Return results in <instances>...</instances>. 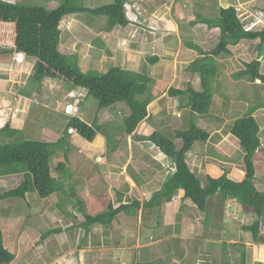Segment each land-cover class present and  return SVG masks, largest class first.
<instances>
[{"label": "rangeland", "instance_id": "obj_1", "mask_svg": "<svg viewBox=\"0 0 264 264\" xmlns=\"http://www.w3.org/2000/svg\"><path fill=\"white\" fill-rule=\"evenodd\" d=\"M11 1L20 2L22 0ZM25 1L31 4L45 5L47 8L53 9L59 0ZM112 1L113 0H83L82 2L84 6L96 8L111 3ZM169 1H172V3L178 7L179 11L176 13L181 14V16L179 21L176 22V18L174 17L176 13L174 16L172 15L175 28L172 29L168 24L169 27L166 26L164 29L163 25H161L157 34L153 35L155 36L153 41L150 39L152 35L148 34L146 31L142 32L140 28L137 29L136 27L133 29H136L137 33H132L129 38H127L126 32L130 29L129 25L120 30L116 29L111 32H105L106 18H93L86 14H81L70 16L67 18V21L65 19L62 21L60 50L66 53H76L79 57L78 63L82 71L92 69L103 73L107 69L119 65L124 69L145 73L147 76L154 79L163 78L162 80L164 81L161 82L163 86H166L165 81L167 85L174 81V86H183L184 89H186L185 83L189 81L190 85L196 88L199 79L197 78V81L192 78L189 79V72L187 71L188 62L192 59L191 56L195 54V51L189 48L186 43L189 42L188 40H193V42L200 43L202 47L208 48L205 46L209 44V40L204 41L205 36L201 29L205 28L204 24L194 28V33H188L192 31V27L188 25V22L192 20V18L187 17L186 14L182 16V13H186V8L184 6L182 7V4L185 2L186 5L193 6V9H195L194 19H197L198 16L214 18L217 17L220 8L218 6V0H143L141 14L145 16L147 12L150 14L158 12L157 15L160 17L159 20L163 17L161 21L164 22L163 11L167 7L166 3L169 4ZM228 4H231V6L233 5V7L235 6L240 16H246L256 10L264 13V0H229ZM161 5L162 7L159 8ZM169 19H171V17ZM159 20L156 21V19L152 17L151 21L152 24L156 26ZM218 37L219 31L217 35H213L209 38H211L210 40L215 39L213 42L216 43ZM96 39H100L104 43L103 47L98 48L102 50V52L97 60L89 53V49L90 52H93V47H99L98 44L95 45V43H93ZM7 40L8 39H6V42ZM93 44L96 47L93 46ZM255 44L256 41H241L240 45L232 49L229 47L234 56L229 57L230 55L221 53L220 56L216 58L217 71L214 77V83H212L211 105L208 114L198 118L200 126L209 133L210 137L206 142H196L193 145L192 152H190L187 157V162L189 166L197 169L195 172L201 181L205 179L207 174L205 166L202 164L205 158L209 159L212 157L211 160H213L217 166L221 167L222 171L226 169L230 175L231 173L236 174V169L242 170L241 162L244 153L239 147L238 141L231 135L230 127L236 117H240L242 114L249 112L251 108H256L258 110L253 113V116L259 125L258 135L261 140V147L256 151L253 157L255 163L254 185L258 191L264 192V105H262L264 104V84L259 83L257 80L252 83L245 76L238 79L232 77L234 73L242 69V61L249 62L257 55ZM7 47L13 49L12 45L7 46L4 45V42L0 41V52ZM94 53L97 54L98 52ZM152 56H159V61L155 64H150L147 59ZM1 59L3 58H0V62H2ZM160 59H162L161 62ZM259 60L261 64L260 73L264 75V56ZM33 62V58L14 52L12 63H14V65L23 64L22 66L25 68H23V70L20 69V67L19 69H15L16 66L13 65V70H15L13 76L8 75L12 72V69H7L6 67L1 68L0 65V72L3 73V76L0 73V77H6L7 75L6 78H8L0 80V95L2 93L3 95H7L8 98L13 95L17 96L18 91L21 90L20 87L26 85L30 76L33 74ZM170 70H172V72H170ZM4 72H8V74ZM184 74L186 76H184ZM149 87L153 89L156 85L150 84ZM159 93L163 92L159 90ZM81 94H83V91L78 89H76V91L71 90V87L68 84H64V82L51 79L44 80L39 90L34 93L35 97L33 99L29 98L25 105L26 113L23 118L24 124H19V128L21 129H18L20 130L19 133L22 139L42 141L63 139V127L68 117L76 115ZM161 95L163 96V94ZM239 95L243 97V100L239 99ZM164 96L167 97L161 98L158 102L159 109L153 118H151L152 120L143 121L137 127L138 133H136V129V132L132 135H125L121 130L123 118L129 112L125 104L122 103L123 105L112 107L109 111V108L98 110L96 101L92 97L82 101L80 105L82 112L79 116L83 120L91 123L97 118L99 122L103 123V134L98 133L99 137L96 136L92 142H87L77 134L70 132L68 138L69 143L67 144L69 149V162L67 163V167L69 171L71 170L72 178L70 181L72 182L68 185L67 183L62 185L58 195L53 193L48 198L41 199L34 193H28L24 199L7 198L0 200V225H3L6 229V238L8 237V239H6L7 244H9L8 241L12 243L18 238L19 240L20 238L27 237L31 239L35 237L40 238V236L51 227H58V225H60V227L69 226L70 223L66 221L68 217L62 216V214H65V211L68 212L73 210L78 214L75 222H82L83 217L76 210L78 201H81L85 205L86 211L95 214L104 211L109 203L116 207L120 200L118 197L120 194L123 202L127 204L134 199L138 200L140 203L148 200L152 193L161 187L172 168L170 167V160L167 156L162 154L158 148L151 146L145 140L137 141L135 137L141 134H147L152 124V130L156 129V124L158 122V127H161V131L165 132L166 130H170L169 133L164 134L166 137L171 138L173 135L171 130L179 128L184 131V129H186V120L189 115L186 104L183 103L184 105H182L181 102L182 97L185 99L183 94L179 96L180 98L178 99H173L166 93ZM218 97L225 101L223 105H220L222 100ZM0 98L3 97L0 96ZM22 99L24 100V98ZM173 100L175 101L174 103ZM232 100L239 101L238 103L230 104ZM245 100L247 103H244ZM176 102L178 103L176 104ZM70 105H72L71 108L69 107ZM17 106V104L16 107L0 106V117L3 118L0 119V128L5 124L6 115L10 116L11 114L17 115L16 118L20 117L23 108L19 109ZM22 106L24 105L22 104ZM225 107L227 110H225ZM9 116H7V118ZM23 119L21 118V120ZM39 125H41V130L37 129ZM145 125H148L147 128H149L146 129ZM105 134L110 137V144L106 142ZM100 136L102 139H100ZM173 141H176V144L180 146V140L173 139ZM113 146L115 147L114 150L112 149ZM214 150H216V152ZM217 159L220 160V164H217ZM58 161H62L61 156L52 157L50 162L51 174L57 178L58 174L55 167ZM158 165H160V167ZM132 174H136L135 176L139 177V180L143 183L142 186L134 184L131 178ZM20 180L21 175L0 177V193L15 188ZM126 186L128 187L127 189ZM145 188L148 190L147 194L143 192ZM71 189L74 191L73 196L70 193ZM59 195L62 197V203H58V206L63 208L60 209L55 207L50 211L54 206L53 204L58 201ZM185 202L187 205L185 207L181 202L178 203L177 217L173 215V218L176 217L178 219L180 217L179 211L182 210L183 207V210L186 209V211L192 209L190 201L186 200ZM231 203L232 207L230 208L232 213L230 217H227L226 214L229 215L230 211L222 210V208L225 207V202H221L217 194L207 199L206 211H204L207 217L204 220V224L201 225L202 232H206L205 238H209L211 235V239H216L221 234L218 232L220 231L219 228H221L219 223L223 224L221 222V214L223 213V221L225 223L234 224L233 231H231L232 238L237 242L240 241L249 246L246 252L244 248L240 251L241 253H246L248 264H264L260 263V258H264L261 254L264 247L260 248L256 246L258 248L256 251L254 247V245L257 244L263 245L264 242L253 243L250 233L242 230V226L250 225L257 219L260 221L259 233L264 236V216L263 218H258L253 213L251 214L253 216L248 214L241 215L239 214V204L237 205L238 211L235 212V204H237V202L232 201ZM53 211L56 214H53ZM164 211L165 207L154 209L141 208L137 211V215L135 216H129L124 213L119 214L121 223L115 222L118 216L115 218L114 223L118 224L119 229L122 231L128 229L127 234H130L128 237L130 243L129 245H127V242L124 243L122 246L123 250H121L119 256L116 254L117 250H115L114 246H105L102 241L104 239L111 242L115 241V239L117 240L115 236L116 232L112 229L111 225L107 227H101L100 225L92 226L87 235L88 249L80 251L76 250V248L77 245L81 243L83 230L78 228L73 232L70 231V233L72 232L71 234H73L72 237L75 238L73 239V249L70 252L67 251V255L59 258L62 260L61 264H66V261L69 260L70 262L72 261L73 264H77V262L80 264H112V262H115V264H135V260L138 261V263L145 262L148 260L146 251H141L140 249L144 248L145 244L157 242L155 240L158 238L151 239L154 237V227H157L159 222H161L162 228L164 219V231H161V228L158 226L156 230L157 233L161 231L166 234L167 231H171V229L174 228L172 224L169 225L168 223L172 220L170 218V213L166 212V214L163 215ZM183 213L185 212L183 211ZM235 221L237 224L234 223ZM20 228H23L24 232L20 231ZM175 231L176 233L178 232V227L175 228ZM49 238L50 237H47L46 242ZM133 239L135 240L134 243H132ZM68 240L65 236V243L69 244ZM161 242L162 241H158L151 245L153 249L152 252H154L155 249H158L157 252L161 251ZM35 243L34 249L32 250L33 253L35 252L36 258L37 256L41 258L42 254H44L43 256L46 258L51 255L48 250L49 247L52 246V243L46 246L45 252L42 254L38 252V249L41 247L36 248ZM16 246L17 244L14 246V250ZM172 246H175L174 243ZM238 247L242 248V245L234 246V249ZM230 251L228 250V253H232ZM214 252L218 253L219 250L216 249ZM236 253L237 252L228 256V262H237L239 255ZM149 254L153 255L151 252H148V255ZM45 257L43 258L46 260ZM155 257L156 255L152 256V258ZM96 258L100 259L95 261ZM168 261L171 262L170 260ZM183 262L184 264H193V260L191 261L189 258ZM17 263H21V261L18 260Z\"/></svg>", "mask_w": 264, "mask_h": 264}, {"label": "trees", "instance_id": "obj_2", "mask_svg": "<svg viewBox=\"0 0 264 264\" xmlns=\"http://www.w3.org/2000/svg\"><path fill=\"white\" fill-rule=\"evenodd\" d=\"M82 1L59 0L53 9H49L45 5L31 4L25 0L13 4L0 0V41L12 45V51L23 53L34 59L33 74L28 83L19 90V94L33 99L34 93L39 90L45 79L64 82L71 87V90L83 91L77 106L78 114L68 117L65 122L63 139L55 141L24 140L19 133L20 130L12 128L8 122L0 128V177L21 175V180L15 188L0 193V200L24 199L28 193H34L37 197L46 199L53 193L58 195L62 185L72 182L70 181L72 173L67 167L69 162L67 144L70 132L77 134L87 142H92L98 133H102L103 129V126L97 123V119L88 123L79 116L82 112L81 102L87 98L92 97L96 101L98 110L115 107L119 103L125 104L129 111L122 121L121 130L125 135L134 134L139 124L145 119L151 118L147 107L154 100V95L149 87L150 84L155 83L153 78L145 73L124 69L119 65L113 66L103 73L92 69L82 71L76 53H66L60 50L62 21L67 16L86 14L93 18H106L105 32L123 29L128 24L124 6L132 0H113L111 3L96 8L84 6ZM190 24H204L209 29L218 28L219 40L215 47L207 52L198 46L187 45L199 54V57L189 62L187 71L198 75L200 91H195L189 84L183 90L170 87L167 91L171 97H178L182 94L185 96L184 104L189 111L186 120L187 127L184 131L179 128L171 130L172 139L164 134L169 133L170 130L163 132L160 130L161 127H157L148 134L135 137L137 141H147L150 145L158 148L169 160L171 159L172 171L167 175L161 187L143 203L134 199L127 204L119 198L116 207L109 203L104 211L95 214L88 213L85 205L78 201L76 210L82 215L83 221L76 223L78 214L73 210L65 211L62 216L68 217L66 221L68 220L70 225L65 228L60 225L49 228L40 236V241L52 235L61 234L63 230L72 236L71 233L80 228L83 230V235L77 248H81L87 245V235L92 226H110L121 213L135 216L141 208L162 207V205L171 202L178 191L181 192L179 202L183 204L184 200H189L200 212L206 211L207 199L217 194L221 202L228 197L238 201L240 213H253L256 217L263 218L264 192L258 191L254 185L253 157L257 149L261 147L258 135L259 125L251 115L256 108H251L245 116L235 119L230 127V133L238 140L244 153L241 162L243 176L240 181L231 179L226 169H223L217 177L207 174L201 181L188 166L186 155L195 142H206L209 138V133L198 125V118L208 114L212 99V83H214L217 71L216 58L221 53L230 55L229 47L236 46L241 41H256L257 55L251 61L244 62V68L234 73L232 77L238 79L246 76L249 81L258 79L264 83V75L260 73L261 64L259 61L264 56V30L244 32L241 18L233 6L220 7L217 17L214 18L198 16ZM128 32L129 30H127ZM6 39H8L7 42ZM93 43L98 44L99 47L93 44L96 48H92L93 52H90L89 49V53L97 60L102 52L98 48L103 47L104 43L100 39H96ZM147 60L150 64H155L158 57L152 56ZM184 104L182 102V105ZM69 107L71 108L72 105ZM104 136L106 142L110 144V137L106 134ZM173 139L180 140V146ZM112 149L114 150L115 147L113 146ZM209 150L211 151L210 147ZM214 151L216 152V150ZM55 156L62 157V161H58L55 167L58 178L51 175L50 162L51 158ZM70 193L72 196L74 195L72 189ZM58 203H62L61 195L58 196L56 208L62 209L63 207H59ZM175 216L177 217V215ZM242 230L250 233L253 243L264 242V237L259 233V220L256 219L250 225L242 226ZM70 231L72 232L70 233ZM159 234L163 235V233ZM12 259H14V255L3 245L0 227V264H9ZM219 264L230 263L223 261ZM235 264H246L245 252L240 253L239 261Z\"/></svg>", "mask_w": 264, "mask_h": 264}, {"label": "crops", "instance_id": "obj_3", "mask_svg": "<svg viewBox=\"0 0 264 264\" xmlns=\"http://www.w3.org/2000/svg\"><path fill=\"white\" fill-rule=\"evenodd\" d=\"M228 2H229V0H218V6L219 7H223V8L229 7V6H231V4H228ZM166 6L167 7L163 11V16H164L163 21L164 22H163L162 25H163L164 29H165L166 26L169 27V25H170V27L172 29H174L175 28L174 27L175 24L173 23V16L175 15V13L177 11H179V9H178V7H176L174 5V3H172V1L171 2L169 1V4L166 3ZM183 6L186 8V13H184V14L182 13V16L186 14L187 17H191L192 18V20H190L188 22V25L190 27H192V31L191 32H188V33L192 34V33L195 32V31H193V29L194 28H197L200 25L202 26V24L191 25L190 22L193 21L194 16H195V9H193V6L192 5H186L185 2L182 4V7ZM160 7H162V5L159 6V8ZM234 8H236V7L234 6ZM157 9H158V7H157ZM236 11L238 13V10H236ZM238 15H240V14L238 13ZM180 16H181V14L176 13V16H174L176 18V22L179 21ZM170 17H171V19H169ZM201 29H202L203 35L205 36V40L204 41L209 40L208 41L209 44L207 43L208 45L205 46V47H208V48L202 47L200 43L193 42V40L192 41L188 40L189 42H187L186 45L192 44V45L198 46L200 49H202L203 51H206L207 52V51H210L212 48H214L215 45L217 44L218 41L215 43V42H213V40H215V39L210 40L211 38H209V37H212L213 35H217V32L219 31V29L218 28L209 29L206 26H205V28H201ZM160 35H158V36H160ZM150 39L153 41L155 38H150ZM218 40H219V37H218ZM4 45H7V44H4ZM238 45H240V43L237 44L236 46H238ZM236 46H231V49L234 48V47H236ZM9 47H11V46H9ZM9 47H7L6 49L2 50V52H0L1 57L3 58V59H1L2 62H0V65H1V68L6 67L7 69H12V72L11 73L8 74L9 71L8 72H4V73H7L8 75H12L13 76L15 70H13L14 63H12V56H13V53L14 52L12 51V48H9ZM187 53H189V52H187ZM194 53L195 54L194 55L192 54L193 56H191L192 59H196L197 57H199L198 52L195 51ZM232 53L233 52H231V54H230L229 57L234 56V55H232ZM157 57H158V61H159V56H157ZM192 59H190L189 62ZM161 61H162V59H160V62ZM189 62H188V64H189ZM28 63H30V62H28ZM22 65L20 64V65H14V66H16L15 69H19V67H20V69L23 70V68H25V67L22 66ZM170 72H172V70H170ZM0 73L3 76V73L2 72H0ZM188 74H189V79L192 78L193 80H196V81H197V78L199 79V77H198L197 74H191L190 72ZM184 76H186V75L184 74ZM6 77H7V75H6ZM6 77H0V80L8 79ZM11 79H13V78H11ZM162 79L163 78H160V79H154L153 78V80L155 81L154 84L156 85L157 88L155 87V88L151 89V93L154 95V100L147 107L148 113L150 114L151 118H153V116L156 114V112L159 109L158 108V102L160 101V99L161 98H164V97H167V96H164V94L165 93L168 94L167 91H168V89L170 87H173V88L178 89V90H183L184 89L183 86H174V81H172L168 85H167V82L165 81V84L167 86V88H166V86L161 85V82L164 81ZM185 84H186V87H187L188 84L190 85V82L187 81ZM22 87L23 86H21L20 89ZM192 88L195 91H200V81L199 82L197 81V87L196 88L195 87H192ZM197 89H199V90H197ZM159 90H161L163 93H159ZM161 94H163V96ZM0 96L3 97V98H0V106H4V107H6V106L16 107V104H17L18 105L17 108H19V109H22L23 108V110H21L20 117L16 118L17 115H11V114H10V116L9 115H6V121H5V123L8 122L9 125L12 128L21 129V128H19V124L20 125H23L24 124V119L23 118H24V115L26 113V111H25L26 106L25 105H26V103H27V101H28L29 98H26V97L20 95L19 94V91H18L17 96H14V95L12 97L9 96V98H11V99H9L7 95H3L2 93H1ZM243 97H244V94H243ZM243 97H240V95H239V99H242ZM22 98H24V100ZM171 98L178 99L180 97L178 96V97H171ZM218 98L221 99L220 97H218ZM238 101L232 100V102L230 104H232V103H238ZM174 102L175 101L173 100V103ZM181 102L185 103L184 98H182ZM221 102L222 103H220V105H223L225 103V101H223V100ZM229 102H228V104H229ZM177 103L178 102H176V104ZM244 103H247V101L245 100ZM22 104L24 106H22ZM226 104H227V101H226ZM118 105H123V104L122 103L116 104L115 107H117ZM108 108H109V111H110V109L112 107H108ZM108 108H106V109H108ZM164 109H165V107H164ZM225 110H227L226 107H225ZM7 116H9V117L7 118ZM21 118L23 120H21ZM151 118L150 119H145L144 121H146V120L151 121L152 120ZM0 119H3V118L0 117ZM88 123H91V122H88ZM97 123L98 124H101V125L103 124V123L99 122L98 119H97ZM105 123H108V122H105ZM198 125L200 126L199 122H198ZM147 126L148 125H145V128L146 129L149 128V127L147 128ZM152 126H153V124H152ZM152 126L150 125L151 129L149 130L148 133L151 132ZM21 127H23V126H21ZM156 127H158V122L156 124ZM37 129L38 130H41V125H39ZM136 133H138V129H137V132ZM97 137H99V134H97ZM209 137H210V135H209ZM100 139H102V137ZM103 141H104V139H103ZM190 152H192V149L186 155V162H187V157H188V155H189ZM211 158H209V159L205 158V160L202 161V164H203V166H205V169L207 171L206 173L208 175H210L212 177H217V176H219L221 174L222 168L219 167V166H217L213 162V160H211ZM219 162H220V160L217 159V164H220ZM253 162H254V160H253ZM187 164H188V162H187ZM158 166L160 167V165H158ZM188 166H189V164H188ZM189 167L194 172H195V170L197 171L196 168H192L191 166H189ZM135 175L134 174L131 175L132 176L131 178L134 181V184L135 185L142 186L143 183H141V181L139 180V177L138 176H135ZM228 176L231 179H234L236 181H240L242 179L243 172H242V170L236 169V174H232L231 173V175H230V173L228 172ZM127 188L128 187L126 186V189ZM147 191L148 190L146 188L143 190V192L146 193V194H147ZM180 195H181V192L178 191L176 193V195L173 197V199H172L171 202H169L168 204H164V206L162 205V207H165V211H164V214L163 215H165L166 212H169L170 213V218L172 220L170 221L171 223L170 222H168V223H169V225L172 224L174 226V228H172L171 231H167L166 234H164V232H161V231H164V228H165V225H164L165 224V220L163 219L162 228H161V223H159L157 225V227H154V230H155L154 231V237H152V238L150 237L151 239L158 238L157 240H155L157 242L158 241H162L161 242L162 243L161 244V247H162L161 251L160 252H157L158 249H155V251L152 252L153 249H152V246L151 245L154 244V243H157V242H150L149 244H145V247L144 248L141 247L142 249H140V250L141 251L142 250H145L146 251V255H147L146 257H147L148 260H146L145 262H141V263H138V261L135 260V264H172V263H174V264H184L183 261H185L188 258L191 261L193 260V262H192L193 264H219L220 262H223V261H229V260H227V258H229L228 256H230L231 254H235V252H237L236 254L240 255V253H241L240 251H242L243 248L245 249V252H246L247 247H249V246L246 245V243H243V242H240V241L237 242V241H235L232 238L233 236H231V233H232L231 231H233L234 224L233 223H225L223 221V213L221 214V222L223 224H220L219 223V226L221 228H219L220 231L218 232V233H221V234L216 239H211V235L209 236V238H205L206 232L205 231L202 232L201 225L204 224V220L207 217L206 216V213L198 211L197 208H196V206L193 205L191 202L190 203H191L192 209L190 211H186V209L183 210L184 207L187 206L186 205V202H185L186 200L183 201V206L184 207H183V209L181 211H179V214H180L179 216L180 217L178 218L179 220L176 221L175 218H173V215H177V209H178L177 208V205H178L179 201L181 200ZM118 197L121 198L122 197L121 194ZM56 204H57V202H55V204H53L54 206H53V208L50 211H52L56 207ZM237 205H238V203L235 204V210H234L235 212L238 211V206ZM222 210L224 211V207L222 208ZM183 211L185 213H183ZM54 213L55 212L53 211V214ZM88 213H90V212H88ZM231 213L232 212L230 211V214ZM239 214H241V215H247V214L248 215H251L252 213H240V208H239ZM123 216H126V215H123ZM251 216H253V215H251ZM119 217L120 216L118 215V217H117V219L115 221L116 223L117 222L121 223ZM116 223H114V221H113L112 224H111V226H112V229H114V231L116 232L115 233V236H116L117 240L115 239V241L111 242V241H108L107 239H104L102 241H103V244L105 246H110V245H112V247L114 246L115 250H117V253L116 254L119 256L120 253H121V250H123V247L122 246L124 245V243L127 242V245H129L130 242L128 241L129 240L128 237H129L130 234L129 233L127 234L128 229H124L123 228L124 231H122L121 229H119V226ZM234 223L237 224L236 221ZM0 224H1V222H0ZM158 226L161 228L160 229L161 230L160 233H163V235H161V236H160L159 233L156 232V230L158 229ZM0 227H1V232H2L3 245H4L5 249H7L10 253H12L14 255V259H12V261L9 264H61L62 263V260H60L59 258L67 255V253L70 252L73 249L72 248L73 247V244H74L73 243V239H75V238L72 237L71 235H69V233H67L65 230H63V232L61 234H57V236L56 235H53L54 237L53 236H50V238L48 239L47 242H46L47 238L44 239V240H42V241H40V238L39 237H38L39 239L36 238V237L35 238H32V239L30 237H27V238H20V240L18 238V239H16V241H14L12 243H10V241H8L9 244H7L6 239H8V237L6 238V229L3 227V225H0ZM177 227H178V232L176 233L175 228H177ZM62 228H65V227H62ZM19 230L24 232V229L23 228L22 229L20 228ZM65 236H66L67 240L69 239L68 240L69 241V244L65 243ZM106 237H107V235H106ZM262 237H264V236H262ZM112 238H110V239H112ZM106 241H108V243H106ZM134 241L135 240L133 239L132 243H134ZM34 243L36 245V248L41 247V248L38 249L39 254L44 253L45 252V249H46V246H48L49 243H52V246H50L49 247V250H48L51 255L46 258L45 256H43L44 254H42L41 258H38V256H37V258H38L37 259L35 252L33 253V250H32V249H34ZM165 243H167V244H165ZM173 243H174L175 246H172ZM16 244H17V246H16V248L14 250V246ZM238 245L239 246L242 245V248L241 247H238V248L234 249V246H238ZM88 246L89 245H88V242H87V245L86 246H83L81 248H76V250H79V251L80 250H86V249H88L87 248ZM256 246H258L260 248H263L264 247V244L263 245L262 244L254 245L255 251L258 249ZM216 249L219 250L218 253L214 252ZM61 250H63V251H61ZM228 250L229 251L232 250V251H230L232 253H228ZM261 251H262V249H261ZM263 251H262L261 254L264 256V252ZM148 252L149 253L151 252L153 255H156V257L155 258H152L153 255H151V254L148 255ZM43 257H45L46 260ZM99 259L100 258H96L95 261H97ZM18 260H20L21 263H17ZM168 260H170L172 263L169 262ZM238 261H239V256H238L237 262ZM237 262L232 261V262H229V263L230 264H235ZM260 263H264V258H262V259L260 258ZM66 264H73V263H72V261L70 262V260H69V261H66ZM77 264H80V263L77 262ZM112 264H115V262H112ZM246 264H248L247 259H246Z\"/></svg>", "mask_w": 264, "mask_h": 264}, {"label": "built area", "instance_id": "obj_4", "mask_svg": "<svg viewBox=\"0 0 264 264\" xmlns=\"http://www.w3.org/2000/svg\"><path fill=\"white\" fill-rule=\"evenodd\" d=\"M142 1L143 0H135L133 1V3L125 7V16L128 21V25L130 26L129 36L132 33H137V30L133 29L134 27H136L137 29L140 28L142 32L148 29H150V33L152 34L155 32L156 27L155 24H152L151 20L153 17L154 19H156V21H158L160 17H158L157 13L150 14L149 18H147L146 15H142ZM238 16L241 18L242 29L245 32L258 31L264 29V13L262 11L257 10L246 16ZM231 202L232 200L230 198L225 201V211H231ZM226 216L230 217V212L229 215L226 214Z\"/></svg>", "mask_w": 264, "mask_h": 264}, {"label": "clouds", "instance_id": "obj_5", "mask_svg": "<svg viewBox=\"0 0 264 264\" xmlns=\"http://www.w3.org/2000/svg\"><path fill=\"white\" fill-rule=\"evenodd\" d=\"M3 1H5V2H9V3H15V2H12L11 0H3ZM133 1H135V0H132L131 2H129L128 4H126L125 6H124V12H125V7L127 6V5H130L131 3H133ZM257 11V10H256ZM156 13H158V12H156ZM152 14V13H151ZM249 14H251V13H249ZM71 16H73V15H71ZM149 16H150V13L149 12H147V15H146V17L147 18H149ZM70 16H67V17H65L64 19L66 20L67 18H69ZM163 18V17H162ZM161 18V19H162ZM63 19V20H64ZM161 19L159 20V22H158V24H157V26H155L156 27V29H155V32L152 34V33H150V29H148V30H146V32L148 33V34H150V35H152V36H150L151 38H155V36H153L154 34H157V31H158V29H159V27L163 24V22L161 21ZM68 20V19H67ZM128 25V24H127ZM129 30V29H128ZM243 30V29H242ZM264 29H262V30H258V31H248V32H259V31H263ZM244 31V30H243ZM245 32V31H244ZM126 34H127V38H129V32L127 33L126 32ZM13 52H16V51H13ZM16 53H20V52H16ZM20 54H23V53H20ZM24 55V54H23ZM25 56V55H24ZM260 61V60H259ZM244 62H246V61H242V69L244 68L243 67V63ZM241 69V70H242ZM240 71V70H239ZM246 77V76H245ZM247 78V77H246ZM248 79V78H247ZM257 81H259V83H262L260 80H258V79H256ZM255 81V80H254ZM254 81H251L252 83H254ZM264 84V83H263ZM177 106V105H176ZM256 110H258V109H256ZM255 110V111H256ZM255 111H253L252 113H251V115L255 112ZM177 112V111H176ZM243 116H245V113L244 114H242L240 117H243ZM253 116V115H252ZM240 117H237V118H240ZM254 117V116H253ZM236 118V119H237ZM238 141V140H237ZM240 147V146H239ZM259 149V148H258ZM257 149V150H258ZM230 197H228V198H226L225 200H224V202L227 200V199H229ZM232 201H236L235 199H232V198H230ZM237 203H238V201H236ZM239 204V203H238ZM240 206V205H239ZM224 211H225V207H224Z\"/></svg>", "mask_w": 264, "mask_h": 264}, {"label": "water", "instance_id": "obj_6", "mask_svg": "<svg viewBox=\"0 0 264 264\" xmlns=\"http://www.w3.org/2000/svg\"><path fill=\"white\" fill-rule=\"evenodd\" d=\"M170 163L172 164V161H171V159H170Z\"/></svg>", "mask_w": 264, "mask_h": 264}, {"label": "bare ground", "instance_id": "obj_7", "mask_svg": "<svg viewBox=\"0 0 264 264\" xmlns=\"http://www.w3.org/2000/svg\"><path fill=\"white\" fill-rule=\"evenodd\" d=\"M79 112V111H78ZM78 114V113H77Z\"/></svg>", "mask_w": 264, "mask_h": 264}]
</instances>
